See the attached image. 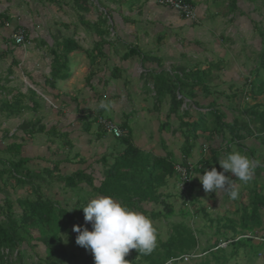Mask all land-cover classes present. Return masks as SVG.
Listing matches in <instances>:
<instances>
[{"label": "trees", "instance_id": "trees-1", "mask_svg": "<svg viewBox=\"0 0 264 264\" xmlns=\"http://www.w3.org/2000/svg\"><path fill=\"white\" fill-rule=\"evenodd\" d=\"M56 4L60 8L63 3L68 4L75 11L78 21L84 25L86 31H92L98 36V40L94 42V48L99 53L104 45L108 43L106 39L110 34L109 17L111 12H97L96 19L92 23L90 19L84 18V13L91 12L94 7L90 0H42ZM125 2V0H120ZM192 3L191 0H186ZM254 4L264 6V0H247ZM239 0H228L227 8L229 12H234L239 9ZM194 5V4H193ZM120 11V7H117ZM176 12V11H175ZM11 17L7 12H0V27L10 24ZM13 27V26H11ZM23 27L17 25L13 29ZM261 36V48L256 58V66L251 71L252 79L244 80L242 84L233 86L231 93L226 94L231 102L233 98L243 92L252 102L246 103L243 107L235 110L233 105L218 102L215 97L209 101V97L218 93L212 91L210 84L205 80L208 72L196 69L186 70L185 66H179L180 73L170 75L169 70H161L159 73L149 74V78L153 81V90L156 97H161L160 100L169 99L166 121L160 126H170L169 119L174 116L178 120L180 136L183 137V144L180 148V156L173 159V153L168 152L163 156H155L151 153L144 152L138 146L130 141L129 133L121 137L115 138L119 145H123V149L114 157L102 156L99 161L103 166L102 177L99 185H95L94 177L88 172L81 169L73 171L71 174H61L59 171L60 160H54L49 169L46 166L44 172L35 171L28 167V163L33 161V158L23 156V139L32 137L38 132L53 134V136H62L56 130V127L46 129L39 120L23 121L20 127L17 128L9 136L13 138L4 148H0V193L5 186L14 184H29L32 185V193L35 198H19L15 201L20 207L18 213L14 210V203L9 200H3V206L0 210L3 213L0 220V264H15L17 260L21 261L23 243L30 245L32 240L40 241L45 246L44 256L39 257L38 264H67L76 260L77 254L74 251H69L67 246L60 237V233L65 230L69 231V225L75 223L77 226L92 230V224L83 222V208L88 203V197L91 195L110 196L113 199L121 202L132 210H142L145 203H152L155 206L162 204L161 211H153V217H159L163 214L165 217L173 214L172 206L163 197V188L168 186V179L174 177L176 187L186 195L192 197L191 204L195 203V199L191 194L193 187L196 185V178L190 177L185 189H180L178 183L179 175L174 170V164L181 162L187 165V160L193 161V170L198 174L203 175L204 170L211 167L212 164L218 162L221 157L222 150L228 154L232 151L247 150V154L254 157V152L257 147L254 145L248 146L247 139H256L259 142V148L264 146V28H258ZM81 48L73 36L63 38L57 42L54 50V59L51 62L50 75L53 81L62 79L68 73L67 56L72 51ZM138 46L129 47L121 56L124 59L133 55H138ZM11 64H17L15 59L10 61ZM11 68V67H10ZM9 68V69H10ZM209 68V67H208ZM11 70V69H10ZM210 70V68H209ZM11 71L7 72L10 74ZM148 79V80H150ZM147 81V80H146ZM8 78L0 77V115H4L6 119L16 118L18 114L29 108L22 104V95H11L12 90L6 86ZM230 89L232 85H229ZM248 86V87H245ZM235 87V88H234ZM29 101H35L36 94L31 89L28 91ZM10 95L11 97H8ZM180 95V96H178ZM37 97V96H36ZM244 96H242L243 99ZM258 97H262V101H258ZM38 99H41L39 96ZM184 99L191 101L197 107L196 110L182 108ZM204 103L203 100H207ZM43 101V99H41ZM158 100V101H160ZM236 100V98H234ZM41 104L32 103L31 108H36ZM207 109V111L202 110ZM226 110L233 112L237 111L238 116L234 113L231 121L227 120ZM96 120V119H95ZM96 123V122H95ZM123 127V124L120 125ZM20 132V133H19ZM177 132V131H175ZM206 134L210 136L203 143H198V138ZM214 137H221L222 142L219 147L216 145H207L206 155H204L201 146L207 144ZM50 140L56 142L54 139ZM68 141H63V144ZM231 145L235 146L230 150ZM197 148L199 155H193V150ZM1 153L7 155L6 157ZM208 154V155H207ZM9 155V156H8ZM193 156V158L191 157ZM110 158V159H109ZM182 159V160H181ZM255 159V158H253ZM52 161V160H48ZM264 162V158L262 160ZM257 176L254 178L264 177V164H259L255 169ZM51 173H56L51 181L44 179V175L49 176ZM60 173V174H59ZM194 174V175H195ZM39 178V179H38ZM178 178V180H177ZM39 180L41 182H33ZM54 182H59L60 186L65 190H70L76 200L75 204L79 205L81 213L75 215L72 213L73 208L66 210L59 207L54 200L46 197L41 193L42 184L52 186ZM37 183V184H36ZM259 183V182H258ZM254 180L253 188L248 187L247 201H236L237 207L233 214L237 215V219L232 218L229 213H222L220 217H211L208 219L209 228L212 229L213 241L206 238L204 245L199 244V235L202 230L195 231L186 223H173L170 226V231L165 239L157 240L155 249L150 254H142L137 250H130L125 257L128 264H175L182 262L183 259L173 261L172 258H178L181 254L198 251L201 248L203 255L194 264H239L242 259H245L244 264H257V260L264 250V235L258 242H254L252 237L257 229H260L262 224L260 212L264 211V181L258 184ZM63 184V185H62ZM84 186L91 189L88 193L84 190ZM83 192V193H82ZM87 194V196H83ZM188 201V200H187ZM189 209L185 210L183 215H189ZM205 216V215H204ZM62 219L60 222L59 219ZM48 227V228H47ZM36 230L39 235L34 237L32 231ZM251 233L250 237H240ZM229 242L226 247H219L218 243L221 240ZM32 246V245H31ZM16 252L17 258L11 257ZM88 260L94 262L92 253L87 255ZM170 262V263H169ZM186 262V261H184ZM21 264V263H20ZM90 264V262L88 263Z\"/></svg>", "mask_w": 264, "mask_h": 264}, {"label": "crops", "instance_id": "crops-1", "mask_svg": "<svg viewBox=\"0 0 264 264\" xmlns=\"http://www.w3.org/2000/svg\"><path fill=\"white\" fill-rule=\"evenodd\" d=\"M191 1L199 14L198 23H190L183 19L173 9L160 4L158 0H125V2L114 0L112 4L115 11L112 12L114 14L117 12L118 15H112L109 19L110 34L106 38L108 43L99 52H103V54L99 55L97 49L94 48V42L99 39L98 36L92 31H86L81 23H78V18L70 21L64 15L58 17L46 15L48 13L47 2L42 0H1L2 9L0 8V12H7L11 20L8 27H0V37L8 34L3 40L5 42L1 43L0 55L1 57L5 55L2 60L11 56L17 61L16 65H10V62L9 65H6V75L2 79L8 78L6 86L9 87L11 83L13 84V87H9L12 90L11 95L20 93L23 99L22 104L29 107L22 110L16 118H20L22 112L31 114L35 119L53 116L60 123L45 126L46 129L56 127V131L66 138L65 141H68L63 144V147L69 148V151L74 147L81 146L80 152L78 149H74L72 157L67 153L60 160V173L71 174L73 171L81 169L93 176L94 180L99 179V172L102 175L103 167L101 165L99 168L101 164L99 159L102 155L112 152L113 143L109 141L108 145L99 151L98 154L103 153L97 159H95L98 155L96 151L91 149L92 146L86 145L92 142H95V145L99 139L102 142V138L92 126V123L95 124L96 115L102 114L123 124L121 128L124 131L129 127L127 118L131 117L139 108L147 109V119L152 123L154 130H160V124L158 126L157 124L161 120V116L164 115L166 118L169 99L161 100V102L165 101L166 107L162 115L154 109V112L158 114V116L154 114L158 122L150 120L151 103L148 102L147 96L155 98L156 95L153 89L149 92L148 90L144 91L146 84H152L150 87L153 88V81L149 78V74L159 73L163 69L167 71L168 67L166 68L165 63L170 62H176L178 66H185L186 70L193 69L194 71L200 67L199 70H204L202 67L207 64V60L212 62L209 58L204 57L211 56L204 52V47H206L205 43L208 37H211L214 32L220 40L225 37L224 33H220L223 29L219 26L222 21V12L217 10V3L214 0ZM22 6L30 8V11L26 10L28 13L23 16L20 15V12L16 14V10ZM117 7H120V11ZM95 19H91V22L93 23ZM18 24L23 26L27 39L30 40L28 47L15 45L10 37V31ZM218 29L220 32L217 31ZM68 36H73L81 48L68 54V73L62 79L53 81L50 70L51 62L54 59V50L57 42ZM171 41L172 43L176 41L173 49L170 47ZM196 42L203 47H196ZM8 44L11 46L13 44V48L7 46ZM135 46H138V55L127 59L121 57L129 47ZM10 48L12 49L10 50ZM186 58L187 61H185ZM139 61L141 62L139 63ZM214 62L222 65L221 59ZM198 64L203 65L198 66ZM9 71H11L10 74L7 73ZM169 73L174 75L180 72L177 66H173L169 69ZM147 79L150 80L146 81ZM205 81L209 84V77ZM30 89L37 97H42L43 101L42 98L38 99L36 96H34L35 101H29L28 91ZM147 93L149 94L147 95ZM97 96L102 98H97ZM46 100L48 103H45ZM102 100L110 105L107 110H98V104ZM33 102L41 105L31 108ZM139 117L144 118L145 115L141 113ZM173 118L174 116L169 121H172ZM133 127L139 128V125L133 121ZM140 129L145 131L142 127ZM178 133L180 136V131ZM130 134L129 132L130 141L144 152L158 156L172 152L173 159L180 156L182 144L176 149H172L173 134L170 139H163L162 148L154 146L152 135L149 136L148 142L145 138L146 135L144 137L135 135L133 140ZM146 143L147 148L145 147ZM167 145L170 146L168 149ZM193 155H195V159L199 155L197 147L193 150ZM191 157L193 158V156ZM60 188L62 187L60 186Z\"/></svg>", "mask_w": 264, "mask_h": 264}, {"label": "rangeland", "instance_id": "rangeland-1", "mask_svg": "<svg viewBox=\"0 0 264 264\" xmlns=\"http://www.w3.org/2000/svg\"><path fill=\"white\" fill-rule=\"evenodd\" d=\"M113 1L114 0H90V2L92 3V7L94 8L91 12L84 13L83 14L84 18L91 20L96 17L97 12L101 11V12L106 13V10L111 12L110 15H113V16L118 15L117 12L115 14L114 12H112V11H115L114 6L112 4L114 3ZM214 1L217 3V8H218L217 10H220L222 12L221 13L222 21L219 26L223 30H221L220 32V30L218 29L217 31L220 32L221 34L224 33L223 35L225 37L221 38L220 40L219 36L215 32L213 33L211 37H208V40L205 43L206 47H204L205 49L204 52L210 54L211 56H204V57L207 59L209 58L212 62L207 60L206 62L207 64L204 65V67L202 68L206 69L205 71L208 72V77L210 80L209 84L211 86V90L218 92L214 95H211L209 97V101L212 97H215L218 102H222L228 105L230 104L231 106L233 105V108L237 110L240 107H243L246 103L248 102L251 103L252 100L248 96H245L242 92L236 97H234L236 98V100H234L233 98V101L230 102L226 94L231 93L234 85L236 87L237 84L238 85L242 84L244 80H247L248 78L252 79L253 77V73L251 71L256 66V58L261 48V36L259 34L258 28H264V6L259 5V3L254 4L251 1H247V0H239L240 1L239 6L242 9L240 11L242 12L240 13L239 9L235 10L234 12L233 11L229 12L227 8L228 0H214ZM47 9H48V13L46 15H53L56 17L64 15L68 17L70 21H72L75 18H78L75 11L71 8V6H69L66 3H63V5L60 8H58L56 4L47 2L46 10ZM26 10L30 11V8L22 6L16 10L17 11L16 14L20 12V15L23 16L24 14L28 13ZM78 23H81V22L78 21ZM81 26L84 28V25L82 23H81ZM11 32L12 31H10V34ZM7 36L8 34L6 36L4 35L0 37V50H1V43L5 42L3 40ZM175 42L174 43H172V41L170 42V47L172 49H173ZM29 45L30 43L27 44L26 47H28ZM7 46H10L13 48V44L12 46L11 44H8ZM195 46L198 48L203 47V45H200L197 42ZM12 48H10V50ZM3 58H5V55L3 57H1L0 55V72H1L0 76L1 77L6 75V71H5L6 65H9V62L14 59L11 56L6 57L7 58L6 60H2ZM219 59L222 60V65H220V63L214 62ZM187 60L188 59L186 58L185 61ZM140 62L141 61H139V63ZM203 64H198V66H202ZM165 65H166V68L168 67L167 68L168 70L173 68V66H177L179 68L176 62L174 63L170 62L167 64L165 63ZM208 67L210 68V70ZM69 71L71 73V70ZM200 71H203V69ZM147 81L149 80L147 79ZM229 85H232L231 89L229 88L230 87ZM150 86H152V84L144 85V91L145 90L146 91L148 90V92L152 91L151 89L153 88H151ZM9 87H13V84L11 83V86ZM245 87H248V86H245ZM148 94L149 93H147V95ZM242 96H244L243 99H242ZM8 97H11V96L8 95ZM97 98H102V97L97 96ZM160 99L161 97L151 98L150 95L147 96L148 102L151 103L150 120L157 121V118L154 116V114L158 116L157 112L159 111L158 113H161L160 115H162L163 110L166 108L164 105L165 101L161 102ZM261 99L262 97H258V101H262ZM166 100H168V97L166 98ZM46 102L48 103L47 100L45 101V103ZM203 102L207 103L208 99L205 101L203 100ZM182 105H183L182 108L189 109L190 111L197 109V107L193 105L191 101L188 99H184ZM154 109L157 112H154ZM204 109L205 108H202V110ZM205 111H207V109H205ZM226 112H227L228 121H231V117L234 113L237 116L239 114L237 111L233 112L231 110H226ZM141 113L145 115L144 118L139 117ZM147 113H148L147 109L141 110L139 108L138 110H136L135 113L132 114L131 117L127 118L129 127L128 129L126 128L127 131L125 129L124 131L128 133L130 132L131 138L133 140H134L135 135H139L141 137H144V135H146L145 138L149 142V136L152 135L151 139H154V142H155L154 146L158 148H162V142L164 143L163 139L165 138L170 139L171 134H173V137L171 139V140H174L172 149H176L180 144H183L182 143L183 137L179 136V133H178L179 126H178L177 119L173 118L172 121L168 122L170 124V126H168V129L164 126V127H161L160 130L156 128H155L156 130H154V128L152 127V123L149 122V120L147 119ZM19 117L20 118L6 119L4 115L2 114L0 115V148H4L7 144L13 141V138H11L9 135L12 134L17 128H19L20 124L23 121L32 120L33 122H36L37 120H39L41 124L46 127L53 125L54 123L56 124L60 123L53 116H46L45 118L41 117L42 119H35L34 116H31V114H28L26 112L25 113L22 112ZM133 121H135V123L139 125V128L133 127ZM165 121H166V118L164 117V115L161 116V120L159 122L157 121L158 122L157 126L159 124L161 126ZM63 123H66V122L63 121ZM117 123L119 126L121 125L119 122ZM67 125L69 124L67 123ZM92 126H93L94 131L102 138V142H100V139H99L98 143H96L95 145H94L95 142H92L91 144L87 143L86 145L90 147L92 146L91 149L96 151V154H98L101 149L106 147L105 145H108L109 141L110 143H113L112 152L110 154L102 155L103 152H101L100 154L96 155L95 159L99 158L101 155L104 157L105 156L114 157L117 155L118 152H120L123 149L124 147L123 145L117 144L119 143L117 139L113 138L109 133H106L101 128H99L96 123L95 124L92 123ZM140 127H142L145 131L143 132L140 129ZM152 131H153V134H151ZM174 131H177V133L175 134ZM209 136H210L209 134H206L203 137H199L198 143L199 144L203 143L204 140L207 139ZM50 138L54 139L56 142H52ZM65 139L66 138H64L63 136H53V134L42 133V132H38L32 137H26L25 139H23V137L21 136L20 140L22 141L23 147H24L23 148L24 153H22L23 156H28V157L33 158V161L28 163V167H30L31 169H35V171L40 170L41 172L42 171L44 172L45 166L49 165V167L46 168V169H49L52 166L54 160H57L58 158H60L58 160L63 159V157H65L67 153L70 157H72V151L74 149H78L79 152L81 151V146L74 147V149L71 151H69V148L63 147L62 142ZM221 140H222L221 137H214L210 141L206 142L207 144H204L201 147L202 148L204 146L207 147L208 144H210L211 146L216 145V147H219V145L222 142ZM246 143L248 146L254 145L257 147V150H255L254 152V157L251 155L249 156L248 155L249 153L247 154L248 152L247 150H245L244 152L239 151V150L238 151L244 155H247L248 157L252 159L255 158L254 160L258 161L259 164H264V162H262L264 158V146L259 148L260 144L258 140L253 139V138L247 139ZM145 147L147 148V143ZM169 147L170 146L167 145V149ZM197 148L199 149V151H201V149L198 146ZM234 148L236 147L231 145L230 150H233ZM225 152H226L225 150H222L221 152L222 154L219 160L223 159L227 155V154H224ZM1 154L4 155L5 157L7 156L3 153ZM155 156L158 157V155H155ZM48 160H52V161L50 162ZM212 167H215L218 172H223V169L221 168L219 162L212 164L211 167L207 168V170H211ZM99 168H101V164L99 165ZM59 171L61 172L60 169ZM224 174L231 180L230 183L231 185L234 186L235 190L238 191V197L235 200L231 199L229 194L224 191H217L216 194L215 193H205L202 184L200 183L199 179H197L196 185L193 187V190L191 191V194L193 195V198L195 199V203L191 204L190 201L192 197L190 195H186L183 192H181L176 187L175 178L172 177L168 179L169 184L166 188H163V191H162L163 197H165V199H167V202L170 203V206H172V209L174 211L172 215H169L167 217L163 215L164 213H167V212L166 210L162 209V204H157L155 206L152 203H145L142 206L143 211H140V210H134V211L142 212L144 215L148 216L151 219L153 226L156 230L157 240H163L166 238V236L168 235L170 231L171 224L182 222V223L188 224L195 231L197 230L203 231L199 235V244L204 245L206 243L205 239L206 238L210 239V237L212 236L211 234L212 229L209 228L208 219H210L211 217L212 218L220 217L221 214L225 212L229 213L230 216L233 215L232 218L237 219V215L233 214L234 209L237 207V205H235V202L243 201L246 203L247 196H248V187L251 186L253 188L254 180H256L257 183L258 182L261 183L262 181H264V177L254 178L257 176V172L254 175L253 179L248 183H242L238 178H235L234 174H232L231 172H225ZM43 175H44V179L51 181L50 178H53L52 176H55L56 173H51L49 176H47L46 174H43ZM99 175H100L99 179L96 178L94 180L95 185H99V181L102 177L100 172H99ZM35 182L39 183L41 181L35 180L33 184ZM11 184L12 185L5 186L4 190L0 193V209L3 206H5V204H3V200L6 199L14 203L13 205L14 210L16 213H18L21 210L18 204L15 203V201L19 198H35V195L34 193H32V188H31L32 185L14 184V182H12ZM59 185H60L59 182H54V184L51 187L47 184H42L40 191L46 197L50 198L51 200H54L59 207L65 208L66 210H70L71 208H73L72 213L75 215H79L81 213V210L79 209V205L75 204L76 200L73 197V194L71 192H68L70 190L67 191L65 189L60 188ZM84 187H85L84 190L86 192L89 193L91 191L89 187L87 186H84ZM83 196H87V194H84ZM98 196L99 195L89 196L88 202L90 201V199L96 198ZM186 209H189L190 211L189 215H183ZM153 211H161L163 214H161L159 217H153V215L151 214ZM260 215H261L262 224L260 226V229H257L256 233L254 234L256 236L254 238V242H258L259 239L262 238L264 235V211H261ZM2 216H3V213L0 210V220L3 219ZM82 218H83L82 220L84 223L91 224V222L85 221L84 213L82 214ZM59 221L60 222L62 221L61 217ZM74 225L76 224L72 222V224L68 226L69 231L65 230L64 232L60 233V237L65 243V245L67 246V249L69 251H74L77 254L76 260L72 263H67V264H88L89 262L90 264H94L92 260L87 259V255L91 252L76 244L75 240H76V236L78 235V233L73 231ZM32 235L34 237H37L39 233L36 230H33ZM31 240L32 242L30 245L23 243L22 248H24V251L22 252L23 255H22L21 261L17 260L15 264H20V263L21 264H38L39 257L44 256L45 246L38 240H35V239L34 240L31 239ZM213 240L214 239L212 236L211 242ZM198 249H199L198 254L202 253V251H200L201 248H198ZM11 257H13L14 259L17 258L16 252ZM198 260L199 258L194 259L193 261H189V262H184V261L179 262L178 261L175 264H194ZM244 263H245V259H242L239 262V264H244ZM231 264H235V262H232ZM257 264H264V252L258 258Z\"/></svg>", "mask_w": 264, "mask_h": 264}, {"label": "clouds", "instance_id": "clouds-1", "mask_svg": "<svg viewBox=\"0 0 264 264\" xmlns=\"http://www.w3.org/2000/svg\"><path fill=\"white\" fill-rule=\"evenodd\" d=\"M109 107L110 105L103 100L98 104V110H107ZM218 162L223 172H218L215 167H212L211 170L205 169L203 175L196 173L197 175L192 177H198L205 193L216 194L217 191H224L235 200L238 197V191L224 173L231 172L242 183H248L255 175L258 161L239 151H232ZM80 209L83 210L85 221L91 222L92 230L74 225L73 231L78 233L75 242L92 253L94 264H128L125 257L130 250L135 249L147 255L155 249L156 230L151 219L142 212L134 211L110 196L92 198ZM250 236L252 235L249 232L246 235L237 236V239ZM223 241L222 239L218 243L219 247H226L230 242ZM185 255L188 256L187 260L183 258ZM202 255L203 253L198 254V251L184 253L178 258H172L170 262L178 259L189 262Z\"/></svg>", "mask_w": 264, "mask_h": 264}, {"label": "built area", "instance_id": "built-area-1", "mask_svg": "<svg viewBox=\"0 0 264 264\" xmlns=\"http://www.w3.org/2000/svg\"><path fill=\"white\" fill-rule=\"evenodd\" d=\"M158 2L162 5L169 7L176 11L183 19H186L190 23H198L199 22V14L195 6L186 0H158ZM6 27L9 26L7 23ZM10 37L14 41L15 44L20 45L22 47H26L27 44L30 43V40L27 39L26 31L23 27L14 28L10 34ZM96 124L99 128H101L106 133H109L112 137L118 138L125 134L123 129L118 125V123L106 116L101 114L96 115ZM203 152H206V148L203 149ZM193 161L187 160V165L182 164L181 162H177L174 164V170L179 175V183L178 187L180 189H185L187 187V183L189 182V178L194 174L193 170ZM184 260L188 259V256L185 255Z\"/></svg>", "mask_w": 264, "mask_h": 264}, {"label": "bare ground", "instance_id": "bare-ground-1", "mask_svg": "<svg viewBox=\"0 0 264 264\" xmlns=\"http://www.w3.org/2000/svg\"><path fill=\"white\" fill-rule=\"evenodd\" d=\"M177 180H178V178H177ZM224 242V241H223ZM224 243H227V242H224Z\"/></svg>", "mask_w": 264, "mask_h": 264}]
</instances>
